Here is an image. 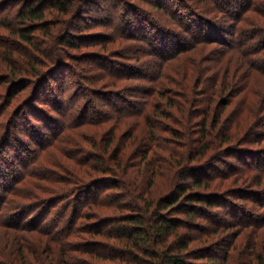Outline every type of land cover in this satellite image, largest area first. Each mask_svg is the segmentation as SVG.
I'll return each mask as SVG.
<instances>
[{
    "label": "trees",
    "instance_id": "1",
    "mask_svg": "<svg viewBox=\"0 0 264 264\" xmlns=\"http://www.w3.org/2000/svg\"><path fill=\"white\" fill-rule=\"evenodd\" d=\"M0 264H264V0H0Z\"/></svg>",
    "mask_w": 264,
    "mask_h": 264
},
{
    "label": "rangeland",
    "instance_id": "2",
    "mask_svg": "<svg viewBox=\"0 0 264 264\" xmlns=\"http://www.w3.org/2000/svg\"><path fill=\"white\" fill-rule=\"evenodd\" d=\"M207 4L208 2H204V4ZM144 7H149L147 4H142ZM141 5V6H142ZM210 6H211V8H213L214 6L212 5V4H209ZM171 7V5H169V8ZM169 8L167 7L166 9H168L169 10ZM172 8V7H171ZM170 8V9H171ZM97 12H99V11H97ZM204 13H207V14H209V15H211L210 13H209V11L208 12H206V11H203ZM99 14V13H98ZM171 14V13H170ZM215 16H217L216 18L218 19V20H223V18H226L227 16H225L224 14H214ZM214 15H212V16H214ZM230 19H232L231 18V16H230ZM165 20H167V18L165 19ZM173 21H174V19H173ZM169 22H171L172 23V21H169ZM233 22V21H232ZM116 27H118V26H116ZM100 29H105V28H100ZM118 29L120 30V27H118ZM117 29V31L119 32V30ZM103 32H105V33H107V31H103ZM111 37V36H110ZM213 46L215 45V46H217V44H216V42H214V44H212ZM67 49V48H66ZM87 49H90V48H82V51H83V54H84V52L87 50ZM95 50L97 49V47L96 48H94ZM68 51H76V50H73L72 48H68L67 49ZM85 50V51H84ZM78 51H80V50H78ZM85 55V54H84ZM87 57V56H86ZM127 60V59H126ZM126 60L125 59H122V61H125L126 62ZM89 62H92V61H87L86 59L83 61V63L81 64V66L83 65V66H85L86 68H84V69H86V70H82L80 67L78 68V72H80V74H84L85 76H90L91 74H94V73H97V72H99V71H97V72H93V71H90V70H88L89 68H88V66H92V67H98L99 66V63H89ZM131 63H134V61L132 62V61H130ZM77 66H78V64H76ZM147 70H149V69H145V71H147ZM119 70H117V69H115V68H113V67H111V70L109 71V72H111V73H113V74H115V73H117ZM118 73H120V72H118ZM91 79H95V78H93V77H90ZM74 79L73 78H71V77H67V79H66V81H64V84H65V86L66 87H68V86H73V83H74V81H73ZM2 85H4L3 83H2ZM109 89V88H108ZM84 92H87V93H89L90 95H93L92 97L94 98V103H96L97 105H102V101H100V100H98V101H96L95 99H97V98H95L96 96H94V94H92V93H90L89 91H87V90H84ZM14 102V101H13ZM69 102H71V100H68V103ZM93 102H91V104H93ZM67 105V104H66ZM12 107V103L9 105V107L5 110V111H8L10 108ZM22 136V135H21ZM29 137L27 136V134H25V137H23V139L25 140H27ZM254 145H256V144H254ZM261 145H262V143H261ZM260 145V146H261Z\"/></svg>",
    "mask_w": 264,
    "mask_h": 264
}]
</instances>
